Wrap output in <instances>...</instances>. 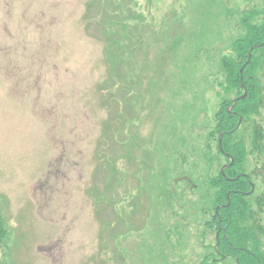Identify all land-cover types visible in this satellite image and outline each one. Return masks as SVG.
<instances>
[{
    "label": "rangeland",
    "instance_id": "obj_1",
    "mask_svg": "<svg viewBox=\"0 0 264 264\" xmlns=\"http://www.w3.org/2000/svg\"><path fill=\"white\" fill-rule=\"evenodd\" d=\"M240 11L0 0V264H200L204 203L188 202L174 167L193 144L202 159Z\"/></svg>",
    "mask_w": 264,
    "mask_h": 264
},
{
    "label": "trees",
    "instance_id": "obj_2",
    "mask_svg": "<svg viewBox=\"0 0 264 264\" xmlns=\"http://www.w3.org/2000/svg\"><path fill=\"white\" fill-rule=\"evenodd\" d=\"M239 2L242 36L234 41L230 54L219 59L220 73L214 76V84L220 105L207 127L202 159L196 154L201 148L193 144L177 155L174 167L175 182L191 198L188 202L193 207L196 201L204 203L199 211L201 230L198 228L202 242L208 243L204 247L211 251L200 264L225 260L264 264V0ZM248 157L253 159L251 173L246 172ZM201 161L207 168L205 174ZM260 187L263 191L257 193ZM196 196L198 200H194ZM2 218L3 248L9 229Z\"/></svg>",
    "mask_w": 264,
    "mask_h": 264
},
{
    "label": "water",
    "instance_id": "obj_3",
    "mask_svg": "<svg viewBox=\"0 0 264 264\" xmlns=\"http://www.w3.org/2000/svg\"><path fill=\"white\" fill-rule=\"evenodd\" d=\"M250 61V55H249V60H248V62ZM241 73H242V70H241ZM246 95V94H245ZM245 95L242 97V99H244L245 98ZM234 103H236V101L234 102ZM220 139H221V137H220ZM220 147H221V140H220ZM224 172V169L222 170V173Z\"/></svg>",
    "mask_w": 264,
    "mask_h": 264
},
{
    "label": "flooded vegetation",
    "instance_id": "obj_4",
    "mask_svg": "<svg viewBox=\"0 0 264 264\" xmlns=\"http://www.w3.org/2000/svg\"><path fill=\"white\" fill-rule=\"evenodd\" d=\"M246 172H247V173H249V172L251 173V169L248 167ZM247 173H246V174H247ZM246 174H245V175H246ZM247 179H248V176H247ZM255 179H256V178H255ZM253 189L255 190V188H253Z\"/></svg>",
    "mask_w": 264,
    "mask_h": 264
}]
</instances>
